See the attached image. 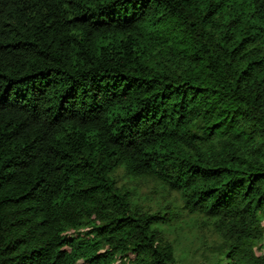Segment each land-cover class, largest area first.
Here are the masks:
<instances>
[{"label":"trees","instance_id":"16d2710c","mask_svg":"<svg viewBox=\"0 0 264 264\" xmlns=\"http://www.w3.org/2000/svg\"><path fill=\"white\" fill-rule=\"evenodd\" d=\"M184 225L264 264V0H0V264H178Z\"/></svg>","mask_w":264,"mask_h":264},{"label":"rangeland","instance_id":"374dc122","mask_svg":"<svg viewBox=\"0 0 264 264\" xmlns=\"http://www.w3.org/2000/svg\"><path fill=\"white\" fill-rule=\"evenodd\" d=\"M114 176L118 185L135 189L138 204L145 209L154 211L157 208H165L169 206L168 204L173 198L172 195L167 194L159 184L153 180L130 178L125 174L122 168H118ZM169 238L172 240L177 239V250L179 251L178 264H199L203 261L201 253L204 251V247L212 244V238L208 237L207 232L190 228L187 225H184L182 230L178 232H170ZM263 253L264 234L262 239L255 246L256 255ZM180 254H182V256Z\"/></svg>","mask_w":264,"mask_h":264}]
</instances>
